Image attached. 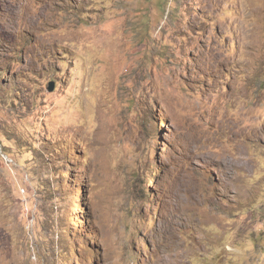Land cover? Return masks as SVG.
<instances>
[{
	"label": "rangeland",
	"instance_id": "obj_1",
	"mask_svg": "<svg viewBox=\"0 0 264 264\" xmlns=\"http://www.w3.org/2000/svg\"><path fill=\"white\" fill-rule=\"evenodd\" d=\"M0 264H264V0H0Z\"/></svg>",
	"mask_w": 264,
	"mask_h": 264
},
{
	"label": "water",
	"instance_id": "obj_2",
	"mask_svg": "<svg viewBox=\"0 0 264 264\" xmlns=\"http://www.w3.org/2000/svg\"><path fill=\"white\" fill-rule=\"evenodd\" d=\"M49 89H50V90H51V89H53V83H51V85H50V88H49Z\"/></svg>",
	"mask_w": 264,
	"mask_h": 264
}]
</instances>
